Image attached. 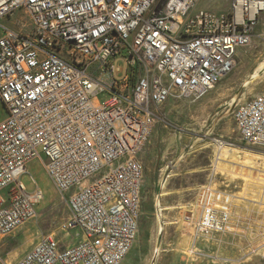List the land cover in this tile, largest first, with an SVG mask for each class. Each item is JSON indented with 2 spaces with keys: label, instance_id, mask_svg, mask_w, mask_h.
Returning a JSON list of instances; mask_svg holds the SVG:
<instances>
[{
  "label": "built area",
  "instance_id": "2783aa9c",
  "mask_svg": "<svg viewBox=\"0 0 264 264\" xmlns=\"http://www.w3.org/2000/svg\"><path fill=\"white\" fill-rule=\"evenodd\" d=\"M262 12L264 0L229 11L199 0H0V240L38 217L43 194L20 177L42 155L69 212L15 264L123 263L139 232V153L158 122L184 132L162 106L201 100L227 77ZM233 119L243 143L264 149V90ZM215 206L185 214L195 236L227 230L230 212Z\"/></svg>",
  "mask_w": 264,
  "mask_h": 264
},
{
  "label": "rangeland",
  "instance_id": "374dc122",
  "mask_svg": "<svg viewBox=\"0 0 264 264\" xmlns=\"http://www.w3.org/2000/svg\"><path fill=\"white\" fill-rule=\"evenodd\" d=\"M232 1L199 0V6L229 11ZM3 22L9 24L8 19ZM263 63L264 12L259 16L250 44L238 50L233 71L205 96L214 101L211 107L204 113H197V117L192 119L186 116H181L177 121L169 119L184 129V132L172 129L178 135L189 133L192 137L183 154L196 156L194 164L204 169L194 175L199 182L205 179L204 186L193 187L191 175L174 179L176 190L168 197L180 198L188 203L179 212L175 210L181 228L165 229L167 223L164 222L169 221L171 216L163 211L162 205L157 204L156 207L157 199L164 204L160 193L168 189L165 182L145 186L138 237L122 264H264V149L243 143L233 119V112L239 103L264 90ZM95 74L103 81L111 75L110 72ZM99 99L104 101L107 95L101 94ZM197 103L191 105L196 106ZM6 117V108L0 102V121ZM184 155L178 157L174 165H186L188 159H182ZM45 160L42 155L28 162L20 181L28 192L38 188L43 194V199L36 205L38 217L34 221L40 232L59 233L58 224L68 217L69 212L45 170ZM230 162L231 166L226 167L233 171L228 175L232 179L219 184L216 174ZM163 180L166 181V176ZM207 189H210L209 195ZM203 203L215 208L216 204L230 212L225 233L195 236L192 224L184 220V215L199 214ZM27 235V232H23L20 237L16 231L7 238L11 243L5 253H0V262H15L7 258L8 254L18 253L22 243L28 240Z\"/></svg>",
  "mask_w": 264,
  "mask_h": 264
},
{
  "label": "crops",
  "instance_id": "0c3cea01",
  "mask_svg": "<svg viewBox=\"0 0 264 264\" xmlns=\"http://www.w3.org/2000/svg\"><path fill=\"white\" fill-rule=\"evenodd\" d=\"M198 102L199 103L195 101V103H197L195 106V105H191L194 102H191L189 100L186 99L175 100L171 98L162 106L161 109L163 113L168 117V119L173 121H177V119L181 118V116L190 117L192 119L197 117L196 115L197 113L206 112V110L211 107V103H213L214 101L212 100V98L203 97ZM191 138L192 137L189 136V133L178 135V133L173 131L171 128L167 127L163 122H158L151 133L149 141L147 142L143 150L139 153V159L141 160L144 166L143 192L145 186L157 185L158 182H160L161 184L165 182V187H168L167 190L164 189L160 193V197H162L164 204H162L161 199H157L156 201V207L157 204H159V206L162 205L164 207L163 211H166V213L171 216V219H169V221L164 222L165 224L167 223V226L165 225L164 227L165 229L166 228L167 229L173 228L174 230L179 229L180 226L179 223L177 222L178 213H175V210H178L179 212V210L185 208L188 204V203H184L185 201H182V199L180 198L176 200L168 197L169 195L174 193V189H175L173 185L174 179L182 175H191V180L193 181L191 185L193 187L205 185L204 184L205 179H202V182H199V180L194 177V175H197L198 173L204 171V169L194 164L193 161L196 156L183 154L185 151L184 148L187 147ZM182 155H184L182 159L185 160L188 159V163L184 166L174 165L177 161V158L178 157L181 158ZM231 163L232 162L228 164L223 163L225 164L223 165L224 167L221 168V171L216 174V179L218 180L219 184H222L232 179L229 176L233 171L230 170V167H226L227 165L231 166ZM165 176H166V181L163 180ZM208 178L209 177H207V179ZM164 191L166 193H164ZM35 220H37V218L27 222L26 224H23L13 233L8 235L4 239L0 240V253H5V251L9 248V244L11 243L10 240H6V239L14 235L16 231L20 234V237L23 232H27L28 233L27 236L29 237L28 240L22 243V248L18 253L14 255H11L10 253L8 254L7 258L11 260L14 259L15 262L1 261L3 264H15L35 245V243L39 238V235H41L42 233H48L44 231L40 232L37 223L34 222ZM160 226L162 228V225ZM212 233L222 234L225 232H221V233L212 232ZM1 262L0 264H2Z\"/></svg>",
  "mask_w": 264,
  "mask_h": 264
},
{
  "label": "bare ground",
  "instance_id": "6f19581e",
  "mask_svg": "<svg viewBox=\"0 0 264 264\" xmlns=\"http://www.w3.org/2000/svg\"><path fill=\"white\" fill-rule=\"evenodd\" d=\"M261 69L262 70H264V63H263V65H262V67H261ZM258 73H256V75H257ZM255 75V74H254ZM253 78V77H252Z\"/></svg>",
  "mask_w": 264,
  "mask_h": 264
}]
</instances>
